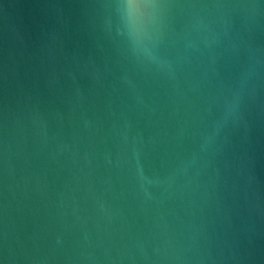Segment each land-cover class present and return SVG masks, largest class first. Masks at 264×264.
I'll return each mask as SVG.
<instances>
[{
  "label": "water",
  "instance_id": "obj_1",
  "mask_svg": "<svg viewBox=\"0 0 264 264\" xmlns=\"http://www.w3.org/2000/svg\"><path fill=\"white\" fill-rule=\"evenodd\" d=\"M0 264H264V0H0Z\"/></svg>",
  "mask_w": 264,
  "mask_h": 264
}]
</instances>
